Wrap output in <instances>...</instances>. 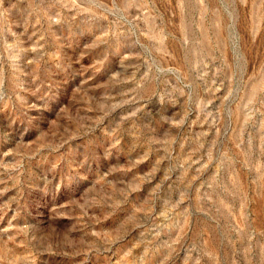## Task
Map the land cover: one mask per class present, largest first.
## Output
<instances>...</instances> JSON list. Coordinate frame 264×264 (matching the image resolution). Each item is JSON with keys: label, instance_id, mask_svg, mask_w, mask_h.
Masks as SVG:
<instances>
[{"label": "rangeland", "instance_id": "1", "mask_svg": "<svg viewBox=\"0 0 264 264\" xmlns=\"http://www.w3.org/2000/svg\"><path fill=\"white\" fill-rule=\"evenodd\" d=\"M0 264H264V0H0Z\"/></svg>", "mask_w": 264, "mask_h": 264}]
</instances>
